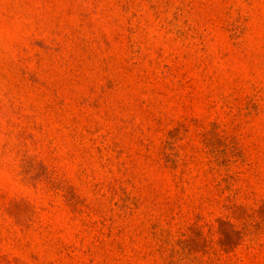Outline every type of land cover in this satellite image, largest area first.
<instances>
[{
    "label": "rangeland",
    "instance_id": "rangeland-1",
    "mask_svg": "<svg viewBox=\"0 0 264 264\" xmlns=\"http://www.w3.org/2000/svg\"><path fill=\"white\" fill-rule=\"evenodd\" d=\"M0 264H264V0H0Z\"/></svg>",
    "mask_w": 264,
    "mask_h": 264
}]
</instances>
